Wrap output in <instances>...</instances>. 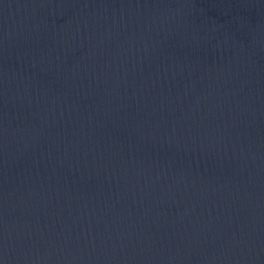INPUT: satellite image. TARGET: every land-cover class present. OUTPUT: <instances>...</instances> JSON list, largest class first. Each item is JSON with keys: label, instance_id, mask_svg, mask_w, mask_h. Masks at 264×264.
Wrapping results in <instances>:
<instances>
[{"label": "water", "instance_id": "obj_1", "mask_svg": "<svg viewBox=\"0 0 264 264\" xmlns=\"http://www.w3.org/2000/svg\"><path fill=\"white\" fill-rule=\"evenodd\" d=\"M0 264H264V120L0 215Z\"/></svg>", "mask_w": 264, "mask_h": 264}]
</instances>
